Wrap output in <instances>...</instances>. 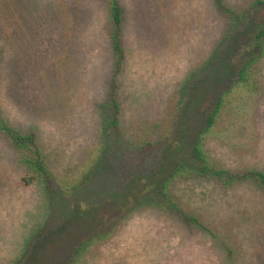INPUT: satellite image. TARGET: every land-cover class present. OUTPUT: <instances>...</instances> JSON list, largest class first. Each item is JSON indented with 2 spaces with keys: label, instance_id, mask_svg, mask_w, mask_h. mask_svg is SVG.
<instances>
[{
  "label": "rangeland",
  "instance_id": "rangeland-1",
  "mask_svg": "<svg viewBox=\"0 0 264 264\" xmlns=\"http://www.w3.org/2000/svg\"><path fill=\"white\" fill-rule=\"evenodd\" d=\"M252 2L223 0L245 14V23L253 21L247 14ZM119 3L127 18L126 60L117 79L118 146L106 105L115 67L108 1L0 0V114L13 128L37 135L47 188H53L52 196L45 193L0 131V264L22 257V264H68L91 234L75 264H264V186L256 180L226 184L187 164L166 191L197 223L152 205L157 195L148 193L169 177L175 157L188 160L191 113L218 82H230V91L204 141L209 164L264 171V51L241 81L227 68L242 35L224 42L232 18L216 0ZM191 73L200 90L193 96L186 89ZM187 94L179 128L170 134ZM162 139L169 147L164 163L142 150L149 160L143 170L157 165L155 176L131 181L132 172L119 167L123 152L132 160L145 142ZM122 171L125 180H116Z\"/></svg>",
  "mask_w": 264,
  "mask_h": 264
},
{
  "label": "trees",
  "instance_id": "trees-1",
  "mask_svg": "<svg viewBox=\"0 0 264 264\" xmlns=\"http://www.w3.org/2000/svg\"><path fill=\"white\" fill-rule=\"evenodd\" d=\"M110 5L111 10V16H112V25H113V31L111 33V43L115 54V67L114 71L110 80V87L108 90V98L106 101V105L111 110L110 114V120H109V129H112L113 135L116 137V143L119 146L121 141V112H122V105L121 101L118 99L117 90H118V81L117 78L121 72L122 64L125 58V52L122 45V35H123V28H122V22H123V10L119 3V0H107ZM251 8L248 10L247 14H250V18H252V22L245 23L244 22V15L239 12V10L230 8L226 5H224L223 0H216V5L219 10L222 12L229 14L231 16L232 21V28L233 31L230 32L229 35H225L224 41L226 44H228V39H231L232 37H235V39L238 38V34L242 35V37L239 39L238 42H235L236 47L232 51V56L230 57L231 60V67L227 69H231V72H235V77L237 76L239 80L245 81V74L248 70V68L256 62L260 55L262 54V51H264V0H253L251 3ZM237 26L234 27V26ZM236 28V29H235ZM229 36V37H228ZM233 41V39L231 40ZM223 45V43H222ZM246 45L245 47H243ZM220 49V48H219ZM218 49V50H219ZM245 49L244 53L238 56V53H241V51ZM237 54V55H236ZM235 55V61L231 58ZM216 59V56H213L211 60ZM28 63V58L26 61V64ZM25 64V65H26ZM27 66V65H26ZM204 69V68H203ZM225 69V70H227ZM202 72L204 75L206 72L204 70L199 71ZM196 73H191V86L187 87L186 89H191V95L199 93V87L196 86L197 81L195 80L194 76ZM227 74V71L224 73ZM228 75V74H227ZM226 76L221 82L225 81ZM236 81V80H234ZM218 82L214 89L210 92V94L205 98L202 99L201 102L198 104L199 106L195 108V112L191 113V145L189 150V156L188 160L187 158L176 159V166H172L171 169H169V177L163 176V179H158V184L156 186H153L152 189L148 192L154 195H157L150 199L149 202L152 203V205L159 204V208L164 207L167 210H169L171 213L177 215L181 219H188V221L192 222H198L195 217L187 216L183 212L182 207L177 203L175 200H173V197L171 194L167 193V186L172 181V179L178 177L182 174V172L185 170L187 164L191 165L192 172L195 171L196 174L199 175H209V176H215L218 178H224L226 184H230L231 182H234L235 180L240 179H253L256 180L258 183L264 186V171L262 170H246L243 172H233L226 168H213L209 163L208 155L205 152L204 149V141L212 127L215 125L217 117L222 110L225 95L230 91V82L226 84H219ZM216 91V92H215ZM189 94V93H188ZM188 94L185 96L184 99H181L179 101L178 107H177V114L176 118L173 120V127H171L170 134L177 132V129L179 128L180 122L183 118V108L184 102L186 101V98ZM192 104H195L192 103ZM193 106H191L192 110ZM1 112V110H0ZM0 131L5 134L12 142L15 149L20 152V160L21 162L33 172L32 177L36 178L38 180H41L43 183V188L46 187L45 193L51 195L53 188H47L49 180V170L46 164V156L43 151V149L40 147V145L37 142V135L34 132H22L15 128H13L11 125L5 121V119L0 114ZM112 135V134H111ZM163 139H166V136H163ZM161 140V142H165V140ZM161 142L153 143L151 141L145 142L144 146H141V148L137 151V156L133 157V161L129 160L127 161L125 157V153L123 152L120 160H119V167L124 168V170L127 172V170H130L132 172V175L130 176L131 181H134L137 183L139 180L138 178H141L142 176H155L157 173V165L160 163H164L165 160V152L168 150L167 143L165 142V147L161 145ZM149 148L151 152V156L157 165L153 168H150L147 171H144V167H146V163L149 162L148 159H144V155L142 154V150ZM141 150V151H140ZM161 153V154H160ZM160 154V155H159ZM177 155V154H176ZM160 156V158H159ZM117 157H120L117 156ZM118 159V158H117ZM116 159V160H117ZM131 161V162H130ZM118 163V160L116 161ZM130 163V164H129ZM145 164V166H144ZM124 165H129L130 168L126 169ZM128 167V166H127ZM149 171V172H148ZM125 173L123 171L120 173V175L115 177L116 180H125V176H123ZM88 176H90L88 174ZM51 183V182H50ZM80 187V186H77ZM49 189L50 192L47 190ZM147 193V194H148ZM146 194V195H147ZM52 196V195H51ZM141 201L135 200L130 208H125L123 213H120L117 217H115L114 222L112 223V226L116 225L119 220L125 218V216L128 214V210L131 211L134 209L137 204H140ZM109 221L107 220L106 223L109 224ZM111 226V228H112ZM93 235L86 236L83 240H81L80 244L76 247V250L71 255V259L69 260L68 264H75L77 261L76 259L81 255L82 251L85 249L86 245L89 241H91ZM23 257L16 262V264H22Z\"/></svg>",
  "mask_w": 264,
  "mask_h": 264
},
{
  "label": "crops",
  "instance_id": "crops-1",
  "mask_svg": "<svg viewBox=\"0 0 264 264\" xmlns=\"http://www.w3.org/2000/svg\"><path fill=\"white\" fill-rule=\"evenodd\" d=\"M106 7H108V11H111L110 10V5H109V3L107 4V6ZM122 10H123V15H122V17H123V22H122V28H124V22H125V20H126V12H125V10H124V8H122ZM123 31V35H122V45H123V43H124V30H122ZM123 48H124V52H125V58H124V61H123V64L125 63V60H126V50H125V46H123ZM123 64H122V67H123ZM121 71H122V68H121ZM121 73V72H120ZM118 79V78H117Z\"/></svg>",
  "mask_w": 264,
  "mask_h": 264
}]
</instances>
